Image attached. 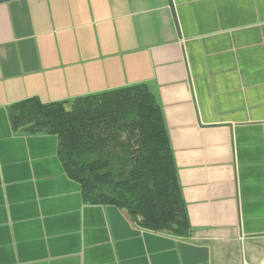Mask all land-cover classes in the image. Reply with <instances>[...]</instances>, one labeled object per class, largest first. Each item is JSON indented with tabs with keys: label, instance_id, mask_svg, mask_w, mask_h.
Segmentation results:
<instances>
[{
	"label": "crops",
	"instance_id": "1",
	"mask_svg": "<svg viewBox=\"0 0 264 264\" xmlns=\"http://www.w3.org/2000/svg\"><path fill=\"white\" fill-rule=\"evenodd\" d=\"M146 85L190 232L89 205L8 108ZM264 0L0 3V264H263Z\"/></svg>",
	"mask_w": 264,
	"mask_h": 264
},
{
	"label": "trees",
	"instance_id": "2",
	"mask_svg": "<svg viewBox=\"0 0 264 264\" xmlns=\"http://www.w3.org/2000/svg\"><path fill=\"white\" fill-rule=\"evenodd\" d=\"M12 129L51 135L89 205L114 206L141 228L186 238L190 225L163 114L146 85L8 108Z\"/></svg>",
	"mask_w": 264,
	"mask_h": 264
},
{
	"label": "water",
	"instance_id": "3",
	"mask_svg": "<svg viewBox=\"0 0 264 264\" xmlns=\"http://www.w3.org/2000/svg\"><path fill=\"white\" fill-rule=\"evenodd\" d=\"M7 1H9V0H0V3H2V2H7Z\"/></svg>",
	"mask_w": 264,
	"mask_h": 264
},
{
	"label": "built area",
	"instance_id": "4",
	"mask_svg": "<svg viewBox=\"0 0 264 264\" xmlns=\"http://www.w3.org/2000/svg\"><path fill=\"white\" fill-rule=\"evenodd\" d=\"M264 264V263H263Z\"/></svg>",
	"mask_w": 264,
	"mask_h": 264
}]
</instances>
